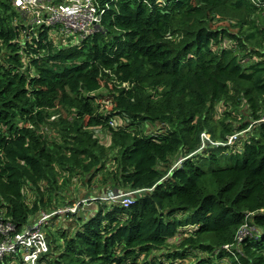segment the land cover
<instances>
[{"label":"trees","instance_id":"1","mask_svg":"<svg viewBox=\"0 0 264 264\" xmlns=\"http://www.w3.org/2000/svg\"><path fill=\"white\" fill-rule=\"evenodd\" d=\"M91 1L58 48L0 0V219L95 204L38 264H264V0Z\"/></svg>","mask_w":264,"mask_h":264},{"label":"built area","instance_id":"2","mask_svg":"<svg viewBox=\"0 0 264 264\" xmlns=\"http://www.w3.org/2000/svg\"><path fill=\"white\" fill-rule=\"evenodd\" d=\"M25 1L26 0H18V6L22 8L23 11H25ZM69 3L70 0H62L58 3V5H60L59 7L44 8L45 16H47L46 18L49 20V24H35L48 27L59 25L61 30L66 34L69 32L70 35L75 34L84 38L89 37L101 23L104 11H98L91 0L86 1V4L82 6L84 8L80 9L69 8V6H67ZM32 4L30 5L32 6ZM64 4L66 6H63ZM101 199L121 203L124 208H128L132 205L130 195L125 193L121 195L115 193L105 194L101 196ZM77 211L78 206H74L72 208L59 209L57 212L50 215L43 214L38 220L32 223L31 226L19 234H15L16 229L11 223L0 219V260L4 259V257L9 254H22L24 264H38L41 256L49 252L46 226L50 223L51 219L55 216L62 217L68 212L76 214ZM244 235L245 231L240 237V242Z\"/></svg>","mask_w":264,"mask_h":264},{"label":"rangeland","instance_id":"3","mask_svg":"<svg viewBox=\"0 0 264 264\" xmlns=\"http://www.w3.org/2000/svg\"><path fill=\"white\" fill-rule=\"evenodd\" d=\"M56 1H62V0H56ZM86 1L88 0H70L69 8H76V9H80V8H84L82 6H84V4H86ZM34 3V4H32ZM32 4V6L30 5ZM62 5V4H61ZM59 7L60 5L58 4H54L53 0H26L24 2V13L26 14V23L29 22L30 25H34L35 23H38L40 25L43 24H49V20L46 18L47 16H45V9L47 7ZM63 6H66L65 4ZM61 6V7H63ZM63 25V24H62ZM65 26V25H64ZM66 27V26H65ZM95 32V30L93 31V33ZM51 36L53 38V40L56 43V46L62 47V46H68L69 44H80L81 41L84 39V37H81L80 35H70V33L68 32L67 34L61 30V28L58 30H55L54 32L51 33ZM102 132L97 130V134H101ZM103 134V133H102ZM104 136L102 137L103 141H106L105 144L110 142V139L103 134ZM231 142L235 141L234 137H231ZM80 185V184H79ZM79 185L75 186V188L77 187L79 189L80 192V188ZM78 192V191H77ZM76 192V193H77ZM73 198H75V196H73ZM76 200V199H75ZM85 204L87 205V201L85 200ZM84 204V205H85ZM83 206H78V211L76 214H79L82 217H93L95 215V211L93 210L94 205H90V203H88L87 207L88 209H84Z\"/></svg>","mask_w":264,"mask_h":264},{"label":"crops","instance_id":"4","mask_svg":"<svg viewBox=\"0 0 264 264\" xmlns=\"http://www.w3.org/2000/svg\"><path fill=\"white\" fill-rule=\"evenodd\" d=\"M83 191V190H82ZM101 194V193H100ZM88 205V204H87ZM87 205L85 204L84 205V209L86 210V209H88V207H87ZM90 205L92 206V205H94V208H93V210H95L96 209V206H95V204L94 203H90Z\"/></svg>","mask_w":264,"mask_h":264},{"label":"bare ground","instance_id":"5","mask_svg":"<svg viewBox=\"0 0 264 264\" xmlns=\"http://www.w3.org/2000/svg\"><path fill=\"white\" fill-rule=\"evenodd\" d=\"M101 11V10H100ZM45 14V13H44ZM228 248V247H227Z\"/></svg>","mask_w":264,"mask_h":264}]
</instances>
